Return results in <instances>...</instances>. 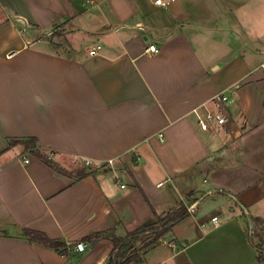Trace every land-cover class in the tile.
Masks as SVG:
<instances>
[{"label":"crops","instance_id":"crops-1","mask_svg":"<svg viewBox=\"0 0 264 264\" xmlns=\"http://www.w3.org/2000/svg\"><path fill=\"white\" fill-rule=\"evenodd\" d=\"M263 63L264 0H0V264H107L96 233L192 203L127 264H264ZM223 91L226 123L202 129L193 109ZM32 136L67 173L9 146Z\"/></svg>","mask_w":264,"mask_h":264},{"label":"trees","instance_id":"trees-1","mask_svg":"<svg viewBox=\"0 0 264 264\" xmlns=\"http://www.w3.org/2000/svg\"><path fill=\"white\" fill-rule=\"evenodd\" d=\"M23 144L26 150H32L38 157L50 163V165L59 172L67 173L59 164L50 159L47 155L35 151L37 146L36 137H14L9 139V146ZM95 171V168L83 166L80 169L74 170L75 177H83ZM189 213L188 206L182 204L179 208L165 215L156 214V221L152 224L143 226L134 231L128 232L124 236H118L114 231L96 233L95 237H108L114 243V249L110 254L107 264H127L132 260L140 258L141 251L148 250L154 245L162 242L169 228L176 222L183 219ZM254 232L258 236L260 243H255L258 249L257 262L264 259V226L260 227L259 223L253 220ZM26 236L31 241H38L43 244L52 246L63 251L66 244L60 240L52 239L46 233L30 228H25ZM252 241L253 238H252Z\"/></svg>","mask_w":264,"mask_h":264},{"label":"built area","instance_id":"built-area-1","mask_svg":"<svg viewBox=\"0 0 264 264\" xmlns=\"http://www.w3.org/2000/svg\"><path fill=\"white\" fill-rule=\"evenodd\" d=\"M156 4L162 5V6H169L173 0H154ZM148 50L152 52H158L159 48L155 44H151L148 47ZM91 54L97 53V47H92L89 49ZM262 70L264 72V63L261 65ZM232 99L230 98V95L227 91L221 92L217 97H215L212 100L213 106H209L207 103H205L202 107L203 109L201 110L199 107H195L193 109L194 113L197 115L198 118V123L202 129H208L212 124H217V125H223L227 121V115L225 112V105L224 103L230 102ZM50 159H52L53 155L49 154L47 155ZM24 160L26 162L29 161V157L26 156L24 157ZM76 160V159H75ZM84 163L88 167H92V162L89 159H85ZM114 163L113 159H109L107 161L106 166H112ZM196 203H192L191 205L188 206L189 212L195 210L196 208ZM246 213H248L247 209L244 208ZM217 216L213 217V219H216ZM86 242L85 241H79L75 245V249L79 251H83L86 248Z\"/></svg>","mask_w":264,"mask_h":264},{"label":"rangeland","instance_id":"rangeland-1","mask_svg":"<svg viewBox=\"0 0 264 264\" xmlns=\"http://www.w3.org/2000/svg\"><path fill=\"white\" fill-rule=\"evenodd\" d=\"M213 127H214V124H212L210 126L209 130L212 129ZM72 163L74 165V166H72V170H74V169H80L83 166H86L85 163H84V161H81V160H78V159L73 160Z\"/></svg>","mask_w":264,"mask_h":264},{"label":"water","instance_id":"water-1","mask_svg":"<svg viewBox=\"0 0 264 264\" xmlns=\"http://www.w3.org/2000/svg\"><path fill=\"white\" fill-rule=\"evenodd\" d=\"M249 221H250V223L252 224V226L254 227V226H255V224H254V222H253V220H252V218H251V217H249Z\"/></svg>","mask_w":264,"mask_h":264}]
</instances>
